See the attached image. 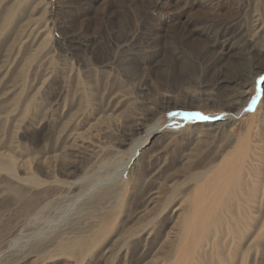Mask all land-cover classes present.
Here are the masks:
<instances>
[{
	"label": "rangeland",
	"instance_id": "374dc122",
	"mask_svg": "<svg viewBox=\"0 0 264 264\" xmlns=\"http://www.w3.org/2000/svg\"><path fill=\"white\" fill-rule=\"evenodd\" d=\"M38 2L17 13L14 0H0V30L1 18L14 20L0 37V156L16 162L0 165L19 182L0 169V264H154L172 225L168 213L159 217L164 193L181 186L192 161L206 164L221 141L200 117L227 115L221 105L244 92L252 107L232 127L236 142L259 105L264 114V85L254 83L264 77V0H46L33 12ZM31 19L45 21L26 52L39 56L7 72L9 51ZM256 20L260 33L249 41ZM257 64L258 73L242 76ZM190 114L199 116L169 123ZM158 119L161 137L122 173L144 137L136 126L142 121L146 130ZM64 131L82 135L74 151ZM30 176L36 184L25 181ZM154 191L163 198L149 206ZM145 223L151 237L134 238ZM247 264H264V250Z\"/></svg>",
	"mask_w": 264,
	"mask_h": 264
},
{
	"label": "bare ground",
	"instance_id": "6f19581e",
	"mask_svg": "<svg viewBox=\"0 0 264 264\" xmlns=\"http://www.w3.org/2000/svg\"><path fill=\"white\" fill-rule=\"evenodd\" d=\"M34 1L36 0H14L12 11L23 12ZM45 3L46 0H39L32 11L44 9ZM13 22L11 15L1 18L0 37L13 27ZM44 22L41 19H31L23 25L22 31L5 61L4 68L7 72L13 65L20 64L24 58V62L27 61L29 64L25 65V68L32 65L38 58L37 49L32 50V54L26 52L29 48H35L40 37L45 34ZM259 33V23L256 20L252 34L249 35V41L255 40ZM261 50L264 57V50ZM247 69L242 71L244 78L254 71L258 73L259 66L257 64ZM260 78L258 77L254 81L259 90L264 85ZM246 87L247 85H242L239 88ZM244 94L241 91L221 105V108L228 112L227 115L218 119L215 116L205 119L208 121L206 125L202 126L205 132L210 135H218L221 139L220 144H217V152L211 154L212 157L206 164L204 162L207 159L200 162L198 159V163L192 161L188 171L185 172V180L180 184L181 186L175 188L170 186L169 190L164 193V203L159 217L168 213L171 216L172 225L158 240L156 251L162 253V257H158L160 259L156 260L154 264H247L249 257L252 255L255 257L257 252L261 249L264 250V141H257L259 132L262 134L264 128V114H260L263 110L261 105L253 114H248L252 119L244 129L245 136L239 137L241 139H237L236 142L230 139L236 119L246 116L247 106L252 105L249 106V103L244 100ZM207 101L210 102V100ZM17 108L15 105L11 107L12 115L18 112ZM164 108L169 109L170 104ZM193 116L199 115L172 119L169 123L172 125L177 120L187 122ZM22 123L20 122L17 126L20 127ZM144 124L142 121L139 122L134 130L137 133L144 130V137L131 148L129 159L126 161L122 173L126 170L131 172L136 166L133 164L134 160L139 152L150 143H148L149 139L160 138L163 133V126L159 119L146 130ZM256 125L258 131L255 140L252 141L251 137ZM62 137L69 142L68 150L72 151L82 139L81 134L66 131L63 132ZM57 158L59 156L54 155L51 158H46L45 161L50 163L58 160ZM1 160L11 163V167L15 165V161L9 155H1ZM20 164L27 170V163L20 161ZM10 166L1 164L0 169L6 171L12 180L18 182ZM25 181L31 184L37 183L32 176ZM109 181L111 180L107 179L102 185L99 184L100 187ZM56 184L57 182L53 181L49 183V186L56 187ZM77 185L78 181L68 184L67 191H74L78 187ZM184 188L185 195L182 194L184 197L180 195L178 198ZM110 189V187L104 189L103 195H109ZM161 194L158 191L152 192L149 206L161 200ZM148 227V223L143 224L134 238H150L152 232ZM123 248L121 247L120 251H123Z\"/></svg>",
	"mask_w": 264,
	"mask_h": 264
},
{
	"label": "snow or ice",
	"instance_id": "6c2138e0",
	"mask_svg": "<svg viewBox=\"0 0 264 264\" xmlns=\"http://www.w3.org/2000/svg\"><path fill=\"white\" fill-rule=\"evenodd\" d=\"M260 80H261V81H264V77H261ZM197 115H199V114H197ZM200 118H201V119H207V117H203V116H201Z\"/></svg>",
	"mask_w": 264,
	"mask_h": 264
}]
</instances>
